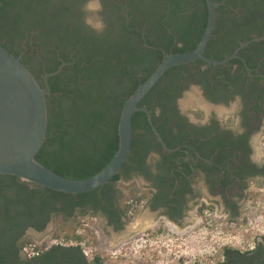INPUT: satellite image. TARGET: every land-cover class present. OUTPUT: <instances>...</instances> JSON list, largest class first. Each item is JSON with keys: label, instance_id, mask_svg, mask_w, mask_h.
Returning <instances> with one entry per match:
<instances>
[{"label": "trees", "instance_id": "1", "mask_svg": "<svg viewBox=\"0 0 264 264\" xmlns=\"http://www.w3.org/2000/svg\"><path fill=\"white\" fill-rule=\"evenodd\" d=\"M0 1V41L3 27L11 26L13 32L7 35H13L16 28L32 29L38 23L48 28L50 18L46 8L49 0ZM230 4L233 6L230 12L234 13L237 6ZM135 9L141 12L129 10L128 14L134 15L129 22L124 18L119 21L117 40L103 38L97 44L91 36L76 34L69 36L70 39L61 37L53 42L54 49H63L61 56L74 63L49 77L47 132L36 159L61 176L87 178L108 164L118 149L119 116L127 98L152 74L164 53L193 50L207 23L206 0H143ZM224 12V5L216 8L215 27L204 50L206 56L216 59L231 55L240 43L251 40L250 33L254 32L252 27L241 28L235 15L225 17ZM72 51L73 56H70ZM262 51L258 42L250 41L238 54L253 71ZM58 65L55 57L51 58L46 72L55 71ZM248 72L237 58L224 64L198 59L174 66L145 94L138 106H145L151 112L153 123L167 146L172 148L184 142L196 145L203 141L200 137H191L193 129L178 113L176 99L190 85L199 84L204 94L216 101L214 98L218 94L250 87ZM132 128L130 152L121 171L107 184L92 191L62 193L15 176L0 175V264H20V252L25 249L43 251L32 238L25 237V231L28 227L43 230L53 213L71 216L79 208L85 212L91 210L94 215L101 209L117 229L122 227L121 214L126 216L127 222L132 220L146 195L133 192L128 199L131 201L118 208L114 204L117 194L114 183L121 176L128 178L132 172L148 175L146 158L150 152L160 153L163 163L158 164L159 168H164L165 179H170L171 170L167 171L164 166L174 167L175 161L171 157L178 154L162 151L144 112H134ZM195 132L193 130V135ZM205 207L199 209V214ZM53 238L73 244L45 250L42 257L50 263L106 264L108 254L100 251L87 259L83 251L87 242L81 234H68L60 229ZM58 256L60 259H56Z\"/></svg>", "mask_w": 264, "mask_h": 264}, {"label": "flooded vegetation", "instance_id": "2", "mask_svg": "<svg viewBox=\"0 0 264 264\" xmlns=\"http://www.w3.org/2000/svg\"><path fill=\"white\" fill-rule=\"evenodd\" d=\"M49 1L50 4L46 8L47 16L50 18L48 28H44L45 24L38 23L32 29L21 27L18 30L16 28L13 35H7L13 32L10 30L11 26L3 27V36L0 41L3 46H7L4 47L9 52L20 57L21 62L29 69L41 87L44 86V76L50 73L46 72V68L51 58L55 57L59 63L58 67L63 65L62 69L74 63L66 61L61 56L63 49L60 47L54 49L55 40L61 37L64 40L70 39L69 36L76 34L91 36L97 44L103 38L112 37L117 40L119 21L124 18L125 22H129L134 16L128 14L129 10L139 14L140 8H135L143 2V0H102L103 8L99 16L104 23V29L102 32H97L85 23V17L89 15L86 8L89 0ZM217 2L224 5L225 17L235 15L241 28H254L250 36L252 39L256 38L255 41L263 51L258 54L253 71L248 70L251 78L247 82H250V87H244L238 92L231 89L230 93L218 94L214 101L204 94L199 84H192L176 99L178 113L186 119L189 128L196 131L193 135L192 130L191 137H200L203 142L196 145L184 142L182 145L172 147L178 148L172 151V153L178 152L176 156L171 157V160L175 161V166L171 168L168 164L164 166L167 171L171 170L172 178L165 179L164 168H159L158 164L163 163L160 153L150 152L146 158V165L150 170L148 175L132 172L128 178L121 176L118 179L139 178L142 181L143 191L137 193L146 195L140 207L148 208L149 212L153 213L154 218L150 225L159 223L162 218L180 224L186 214L191 212L198 214L199 209L204 205L206 207L202 209L203 213L209 212L213 209L212 206L216 205V210L220 208L234 218L249 208L254 209L255 204H260L264 200V189L261 188L264 185V151L262 152L259 148L264 138V43H261L264 41V0H220ZM230 3L237 6L234 8V13L230 12L233 8ZM233 67L236 68L237 64H233ZM193 87L197 89L193 90ZM189 90L198 91L195 92L198 95H192L196 105L200 106L198 101L206 105V108L200 106L208 113L204 121H194L182 111V98ZM250 91L254 93L250 94ZM217 107L223 108L219 110ZM203 128L205 131L202 130ZM204 133L207 136L203 137ZM162 151L169 152L163 148ZM151 155L155 157L153 160ZM199 179L202 185H199L200 182L197 181ZM117 198L118 193L114 201L118 208H121L124 202L131 201H128L129 195L120 203L117 202ZM87 212L91 213V210ZM87 212L76 208L71 216L65 213H53L43 230L56 216L70 219L77 213ZM94 215L101 218L105 227L114 232L123 230L127 223L126 216L121 214L122 227L117 229L110 222L109 216L101 209L96 210ZM29 229L36 232L43 231L28 227L25 234ZM55 233L56 231L52 234L50 244L39 246L43 251L22 250L20 264H53L42 257L43 252L52 246H57L59 249L60 246L66 247L73 244L54 239ZM83 251L90 260L91 258H88L85 253L86 250ZM56 259H60V256ZM212 264H264V242L254 238L252 243L247 241L242 248L224 245L221 249V257Z\"/></svg>", "mask_w": 264, "mask_h": 264}, {"label": "water", "instance_id": "3", "mask_svg": "<svg viewBox=\"0 0 264 264\" xmlns=\"http://www.w3.org/2000/svg\"><path fill=\"white\" fill-rule=\"evenodd\" d=\"M221 4L206 0L208 16L201 39L191 51L163 54V58L152 74L141 83L125 101L118 122V149L108 164L96 174L82 179L61 176L36 159V154L46 138L48 114L46 95L51 93L48 78L58 74L63 65L44 76V86L37 82L19 56L9 52L0 43V175H11L54 191L77 194L92 191L107 184L117 175L127 161L132 140V118L136 111L144 112L156 136L166 151L170 148L153 123L151 112L145 106H138L140 100L171 67L188 64L201 59L211 64H224L240 59L249 70L238 51L255 41L243 42L237 49L222 59L204 54L205 47L213 33L216 7ZM1 5V1H0ZM196 88L197 87H193Z\"/></svg>", "mask_w": 264, "mask_h": 264}, {"label": "rangeland", "instance_id": "4", "mask_svg": "<svg viewBox=\"0 0 264 264\" xmlns=\"http://www.w3.org/2000/svg\"><path fill=\"white\" fill-rule=\"evenodd\" d=\"M193 90L182 98V111L194 121H204L208 113L193 101L192 95H198L195 94L198 91ZM217 108L222 110L223 107ZM259 148L264 151V138ZM154 158L151 155V160ZM197 181L201 183L200 179ZM141 184L139 178L115 182L117 202L128 195L131 197L133 192L143 191ZM261 188L264 189V185ZM212 207L209 212L186 214L180 224L162 218L149 228L144 226L135 231L133 225L141 217L154 218L148 208L140 205L132 220L117 232L106 228L101 218L89 212L77 213L70 219L56 216L45 230L29 229L25 237L32 238L35 245L47 246L52 234L60 229L68 234H81L88 243L84 246L88 258L100 251L108 254L106 264H212L221 257L224 245L242 248L254 238L264 242V200L234 218L220 208L216 210V205Z\"/></svg>", "mask_w": 264, "mask_h": 264}, {"label": "clouds", "instance_id": "5", "mask_svg": "<svg viewBox=\"0 0 264 264\" xmlns=\"http://www.w3.org/2000/svg\"><path fill=\"white\" fill-rule=\"evenodd\" d=\"M89 15L85 17V23L97 32H102L104 29V23L99 16L102 11V0H89L86 6Z\"/></svg>", "mask_w": 264, "mask_h": 264}, {"label": "bare ground", "instance_id": "6", "mask_svg": "<svg viewBox=\"0 0 264 264\" xmlns=\"http://www.w3.org/2000/svg\"><path fill=\"white\" fill-rule=\"evenodd\" d=\"M200 100V99H198ZM198 104H200V106H204V108H206V105H204L203 103H201L200 101L197 102ZM152 221V218L150 217H141L140 220L136 221V224L133 225V230H139L142 227H147L150 226V223Z\"/></svg>", "mask_w": 264, "mask_h": 264}, {"label": "built area", "instance_id": "7", "mask_svg": "<svg viewBox=\"0 0 264 264\" xmlns=\"http://www.w3.org/2000/svg\"><path fill=\"white\" fill-rule=\"evenodd\" d=\"M85 253H86V251H85Z\"/></svg>", "mask_w": 264, "mask_h": 264}]
</instances>
